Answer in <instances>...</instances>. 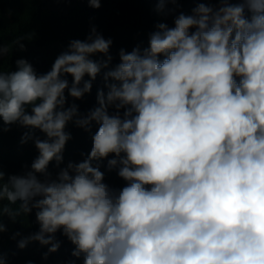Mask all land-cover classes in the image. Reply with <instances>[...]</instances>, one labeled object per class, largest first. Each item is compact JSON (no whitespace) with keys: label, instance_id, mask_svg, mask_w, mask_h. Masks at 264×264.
Listing matches in <instances>:
<instances>
[{"label":"clouds","instance_id":"clouds-1","mask_svg":"<svg viewBox=\"0 0 264 264\" xmlns=\"http://www.w3.org/2000/svg\"><path fill=\"white\" fill-rule=\"evenodd\" d=\"M111 45L92 26L45 73L25 58L0 71V135L26 128L20 143L38 152L24 174L0 167V234L3 217L34 213L39 228L17 247L47 245L45 259L60 232L83 264H264V0L198 2L171 27L157 22L146 47L119 49L115 65ZM7 52L0 44V59ZM101 72L106 91L81 113L68 98L90 93ZM69 122L97 128L86 158L64 164ZM103 160L123 187L104 182Z\"/></svg>","mask_w":264,"mask_h":264},{"label":"trees","instance_id":"trees-1","mask_svg":"<svg viewBox=\"0 0 264 264\" xmlns=\"http://www.w3.org/2000/svg\"><path fill=\"white\" fill-rule=\"evenodd\" d=\"M198 2L207 3L209 0H179L178 6L167 5L175 11L164 16L155 12L156 0H101L99 9L89 7L86 0H0V44L8 47L7 54L0 59V71L15 70L14 61L25 58L33 65L37 74L45 73L56 56L66 49L68 42L71 39H85L92 26L106 39L111 38V65H115L119 62V49L131 51L137 45L146 47L148 33L154 30L157 22H166L171 27L176 14H190ZM19 37L24 38L22 42L26 45L25 51H20L13 43ZM92 58L103 57L102 54H96ZM102 72L93 81L90 93L85 94L82 99L68 98V103H76L81 113L96 106L97 90L104 89ZM67 79L71 82L72 78L69 75ZM96 128L97 125L93 123L91 131L86 132L69 122L65 130L71 133L72 138L65 146L64 164L86 158ZM25 131L28 129L12 125L10 131L0 135V167L6 174H24L38 155L32 141L20 143L21 135ZM34 131L43 138L39 130ZM112 156L110 154L109 158ZM54 163L50 162L48 166L53 175L58 171ZM106 163V160L100 162V170L105 173L104 182L116 189L123 187L126 182L117 175L116 169L109 171ZM3 205L14 211L19 208L18 203L9 205L7 200L3 201ZM3 222L8 230L0 234V253H3L6 264H28L29 261L31 264H83L82 256L76 258L71 255L75 246L60 232L56 233L61 242L59 249L49 253L46 259L43 253L47 252V245L42 246L39 242L32 241L23 249L17 247L19 239L38 230L34 213L21 214L16 217L15 222L5 216ZM16 232L20 236L11 239Z\"/></svg>","mask_w":264,"mask_h":264}]
</instances>
